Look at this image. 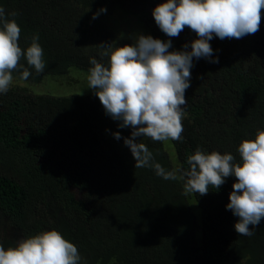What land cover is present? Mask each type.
<instances>
[{"label":"trees","instance_id":"trees-1","mask_svg":"<svg viewBox=\"0 0 264 264\" xmlns=\"http://www.w3.org/2000/svg\"><path fill=\"white\" fill-rule=\"evenodd\" d=\"M164 2L0 0L6 13H18L23 49L39 35L45 63L37 74L22 58L23 67L12 75L23 84L12 83L0 94V244L5 248L56 229L78 247L80 264H264V219L250 225L253 236H240L235 230L239 218L226 208L235 176L206 195H185L184 181L164 180L150 167L135 169L124 144L132 129L120 128L94 91L54 95L33 87L73 70L89 75L90 57L107 64L101 43L135 42L110 29L104 12L93 19L101 8L120 9L140 24L139 34L166 42L170 38L152 14ZM197 38L185 27L171 38L169 50L188 44L190 51ZM256 38H264V18L254 35L214 37L212 59L218 57L219 63L193 58L181 140L137 138L166 171L179 176L197 147L231 153L239 162V144L264 128V49L257 53L256 67L248 70L245 64V46ZM24 68L31 72L26 80L20 78ZM4 218L14 232L10 237Z\"/></svg>","mask_w":264,"mask_h":264},{"label":"clouds","instance_id":"clouds-1","mask_svg":"<svg viewBox=\"0 0 264 264\" xmlns=\"http://www.w3.org/2000/svg\"><path fill=\"white\" fill-rule=\"evenodd\" d=\"M107 12L101 8L93 19ZM153 17L160 30L170 39L138 34L132 44H99L100 56L108 57L107 64L90 57L88 88L94 90L107 115L120 121V128L132 129L124 137L135 160V169L150 167L164 180L184 181V194L203 196L209 188L218 190L225 179L235 176L233 191L226 205L238 217L235 230L240 236L251 237V230L264 219V128H258L255 138L243 139L239 144L240 161L231 153L204 152L197 147L187 157L189 167L178 176L176 171H166L154 162L153 153L138 137L153 141H179L183 133V105L186 90L190 87L193 58H205L210 63L214 37L241 39L254 35L264 18V0H166L153 9ZM17 12L6 13L0 7V94H6L13 83L12 73L23 66L22 58L42 73L45 68L39 35L32 36L27 49L19 44L21 26ZM11 17V18H10ZM196 33L197 39L184 50L170 51L173 37L185 29ZM31 72L24 68L21 79ZM115 138L121 139L116 132ZM78 247L58 230L41 231L18 241L16 246L5 248L0 244V264H80Z\"/></svg>","mask_w":264,"mask_h":264},{"label":"rangeland","instance_id":"rangeland-1","mask_svg":"<svg viewBox=\"0 0 264 264\" xmlns=\"http://www.w3.org/2000/svg\"><path fill=\"white\" fill-rule=\"evenodd\" d=\"M103 22H106L109 26V28H113L114 32L118 34L120 37L129 36L131 38H136L138 31H140V24L138 25L135 21V18H132L130 20H127L120 9L113 10H107L106 13H103ZM264 42V38H256L255 41L249 42L248 45L245 46L246 51L245 54L248 57L245 59L246 61V68L248 70H252V68L256 67L255 59L257 58V53L261 56L262 45ZM261 45V47H260ZM88 74H84L80 71H72L69 74L65 75L64 77H60L59 80L55 81V78H47L49 82H42L40 85L33 86L35 89L39 91V93H49L54 95H66L71 94L75 92H93V89L88 88V81H87ZM13 83H20L23 84V82H19V80H16L13 78ZM170 148V147H169ZM172 148V147H171ZM171 154L173 155L174 152L171 150ZM189 200L191 203L195 204L194 197L192 194L189 195ZM5 223L8 227L7 235L10 237V234L13 235L14 232H10V223L8 220L4 218V220H1V223ZM2 223V225H3ZM16 236V235H14ZM16 241L17 238L15 237Z\"/></svg>","mask_w":264,"mask_h":264}]
</instances>
